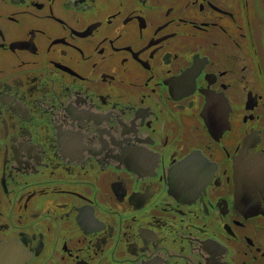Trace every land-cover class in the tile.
<instances>
[{
    "label": "flooded vegetation",
    "instance_id": "flooded-vegetation-1",
    "mask_svg": "<svg viewBox=\"0 0 264 264\" xmlns=\"http://www.w3.org/2000/svg\"><path fill=\"white\" fill-rule=\"evenodd\" d=\"M243 150L264 0H0V264H264Z\"/></svg>",
    "mask_w": 264,
    "mask_h": 264
}]
</instances>
